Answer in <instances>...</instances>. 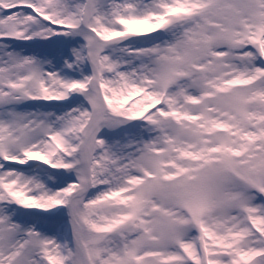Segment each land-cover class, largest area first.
<instances>
[{
    "label": "snow or ice",
    "instance_id": "obj_1",
    "mask_svg": "<svg viewBox=\"0 0 264 264\" xmlns=\"http://www.w3.org/2000/svg\"><path fill=\"white\" fill-rule=\"evenodd\" d=\"M0 264H264V0H0Z\"/></svg>",
    "mask_w": 264,
    "mask_h": 264
}]
</instances>
